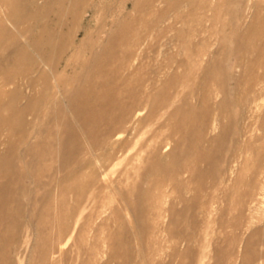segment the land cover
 <instances>
[{"label":"rangeland","instance_id":"rangeland-1","mask_svg":"<svg viewBox=\"0 0 264 264\" xmlns=\"http://www.w3.org/2000/svg\"><path fill=\"white\" fill-rule=\"evenodd\" d=\"M112 1L116 17L125 0ZM190 1L189 9L186 1L182 3L184 22L170 28L177 13L162 14L165 4L152 12L161 20L155 30L142 31L135 52L138 60L131 64L144 65L145 72L155 78L160 75L158 88L179 71L183 79L176 90L167 91L176 99L171 106L187 109L189 98V111L197 109L189 117L196 125L195 135L202 137V147L215 141V165L208 170L204 161H189L190 171L200 167L206 172L204 178L199 181L189 173V188L184 189L173 181L179 178L173 173L162 185L164 192H159L153 186L159 178L143 176L145 161L153 154L154 139L159 140L154 138L156 134L164 141L161 153L167 156L171 152L174 142L167 138L171 126L160 130L159 123L154 127L148 123L137 128L148 114L138 111L126 122L129 132L107 139L109 145L94 155L85 120L75 119L70 110L64 111L65 118L58 113L65 104L52 75L51 88L24 84L37 80L41 75L37 71L30 79L19 81L25 95L16 98V112L7 110L3 115L2 106L11 100L7 93L15 87L1 79L13 75L8 70L0 75V91L5 93L0 98V152L8 155L0 163V185L16 180L18 186L14 183L12 188L16 196L1 203L8 208L9 221L0 219V264H264V65L259 63L264 56V0H241V5L235 0L223 5L222 0H207L211 10L192 12ZM49 9L55 11L58 5ZM86 11L81 17L64 18L75 22L74 28L80 32L76 42L69 40L58 72L73 64L72 58L80 53L84 58L90 53L81 42L96 29L97 21L92 8ZM114 17L109 18V26ZM58 20L55 15L43 19L33 27L29 39H22L21 46L29 53L23 58L26 65L32 60L39 63L37 70H46L31 45L41 39L45 25L48 30H58ZM7 26L12 32V24L7 22ZM64 32L74 36L67 28ZM241 35L246 36L244 49H239ZM90 40L101 46L111 42L108 36ZM118 49L125 51V47ZM197 50L199 57H195ZM46 52L53 58L60 55L51 48ZM14 57L10 51L0 63L6 66ZM251 60L255 62L245 70ZM170 64L173 66L168 68ZM188 70L189 97L183 87ZM206 73L221 82L206 84L202 78ZM121 74L126 71L122 69ZM202 89L210 100L204 99ZM37 92H53L55 98H38ZM225 96L220 113L217 105ZM66 138L76 140L73 152L78 157L69 170L61 163ZM33 147L37 154L27 153ZM184 176L186 187L187 174ZM149 190L144 207L137 208L138 194ZM184 197L189 198V210L183 208ZM171 206L175 212L170 211Z\"/></svg>","mask_w":264,"mask_h":264},{"label":"bare ground","instance_id":"bare-ground-1","mask_svg":"<svg viewBox=\"0 0 264 264\" xmlns=\"http://www.w3.org/2000/svg\"><path fill=\"white\" fill-rule=\"evenodd\" d=\"M67 1L0 0V59L10 51H13L15 56L10 62L11 64L8 63L6 66H3L2 63H0V75L4 76L8 73V70L14 72L13 75L1 76V79L15 84V87H12L13 89L7 93V95L11 97V100L10 103L2 106L3 115L7 110L16 112L18 104L16 98L24 97L25 95L22 88L19 87V81L24 78L30 79L31 74L37 71L38 73L41 72L37 80H27L24 81V84H28L29 87L36 89L37 85L41 83L42 86L51 88L53 85L50 84V76L52 75L53 78H57V86H59L60 89L57 87L54 88L58 92L60 91L59 97L61 102L65 104L63 107H60L58 113L65 118L63 114L64 111L70 110L73 112V117L75 119L85 120L84 128L91 135L90 139L94 148V155H96V152L100 149L109 145V140L107 139H111V137L119 132H129L125 125L127 121H130L133 114L138 111L147 110V116L141 119L136 127L140 128L148 123H153V127L159 123L158 129L171 126V132L168 134L167 138L172 140L174 145L171 152L166 156L160 151L164 141L158 134L154 135V138L158 137L159 140L154 139L156 143L153 154L145 161L147 171L144 172V178H159L158 184L153 186L162 193L164 192L163 183H165L170 177L169 175L173 173L179 177L173 181H178L175 183H179V186L184 189L189 188V173L197 180L201 181L206 175V172H202L201 168L197 166L193 168V171H190L189 161L191 163L204 161L208 164L209 170L210 167L215 165V141H208V148L202 147V137L200 135H195L196 125L189 117V115L196 113L197 109H191L189 111V98L186 100L188 105L187 109L182 105H176L175 107L171 106L176 99L173 94L170 96L167 91L176 90L175 88L178 86L177 83L179 80L183 79V76L177 71L169 80L158 88L157 80H159L158 77L160 75L155 78L148 72H145L144 65L139 64L133 66L131 64L132 60H138V57H135V52L142 42V31L152 30L161 20V18H154L152 12L157 9L160 4H165L166 10H161L162 14L168 11L177 13L174 22L169 25L170 28L174 24L184 20L182 3L186 1V6L189 9V0H125L120 10L117 11L116 17H114L115 4L112 0ZM226 1L227 0H222L220 5H223ZM235 3L241 5V0H235ZM190 4L192 5L191 12L195 9H212V5L207 2V0H192ZM57 5L58 9L55 11L49 9ZM88 7L92 8L94 11L97 26L92 33L85 36L81 45L87 46L90 53L86 56L87 58H84L82 56L83 54L81 55L80 53L72 58L71 61H74L73 64L68 63L64 66L62 72H58L59 67L62 65L63 55L69 48V42L73 39L76 42L80 32L79 29L75 30V22L68 23L65 19L71 15L75 18L81 17V15L87 12L86 10ZM53 15L58 16L59 20L56 26L60 28L51 31L48 30V26L45 25L46 27L42 33L41 39L33 42L34 45H31L34 48L33 52H35L37 58H40L42 65L45 67L44 69H46L42 70L40 67V70H37L38 68L36 67L39 63L37 64L35 61L33 62L31 60V63L26 65L23 58L29 57V53L27 49L21 46V41L24 38H30L36 23H40L43 19L47 20ZM110 17H114L111 26H109ZM213 18L217 20L218 16ZM7 22H10L14 27L12 32L8 28ZM236 24L235 20H233L232 27L234 30H237ZM65 28H67L70 33H74V36L65 33ZM160 31L161 29H159L157 34H159ZM44 36H46V39H44ZM103 36H108L111 42L101 46L98 42L90 40L92 38L102 39ZM245 38V35H241L238 38L240 41L239 49H244L243 47L246 46ZM55 39H57V41H55ZM257 39L259 40L260 37ZM250 41L255 43L253 37L250 38ZM119 47H125V51H123L124 49L122 51L119 50ZM50 48L60 54L55 57L58 61L53 58L52 54L45 53V49ZM96 49L100 50V52H97ZM195 54V57H199L201 55L200 50L195 51ZM92 61H95L94 65H91ZM260 61L259 63L264 65V56ZM253 62L255 61H249L245 70H248L250 66L253 65ZM186 63L189 65V61ZM172 66L173 65L170 64L168 68ZM122 69L126 71V74H121ZM68 71L71 73H68ZM67 73L69 74L68 77H66ZM186 78L187 80H185L186 82H184L183 87L189 97V70L187 71ZM202 78L206 84H208V81L221 82L211 73L204 74ZM67 79L71 81L70 85L66 82ZM235 81L238 82V79L236 78ZM233 87L234 90H236L238 88V83ZM201 91L203 94L205 93V89ZM4 94L5 93L0 91V98L5 96ZM205 94L207 98L204 99L210 100L211 98L208 92ZM37 95L38 98H55L53 92L50 94L49 92H37ZM160 98L163 99L159 100ZM226 100L227 97L225 96L217 105L220 113L224 111ZM24 109L25 111H30V108L25 107ZM163 109L164 115H167V117L164 122H161L160 120L164 116ZM159 115L160 117L157 119ZM13 132L15 131L13 130ZM62 144L64 149L62 154L63 160L61 162L62 167L65 168V170H69L73 167L74 160L78 158L77 154L73 152L76 146V140L66 138ZM142 149L143 147L140 148L139 155ZM31 152L37 154L36 148L33 147L27 151V153ZM4 156L8 155H3L0 152V163ZM104 158L108 160L110 154L106 155ZM8 172L9 171L6 170L4 174L7 175ZM185 174H187L186 185H188L186 187L182 179V176L185 177ZM14 183L18 186L16 180L0 185V219L2 222H8L9 218L7 217L8 208L2 206L1 203L2 201L9 200L16 196V192L12 189ZM150 192V190L147 192L142 191L138 194L136 202L137 208L140 209L144 207L145 199ZM127 195H130V193L127 192L126 196ZM183 202H185L183 208L189 210V198L187 199V197H184ZM175 210V206L170 207L171 212H175Z\"/></svg>","mask_w":264,"mask_h":264}]
</instances>
